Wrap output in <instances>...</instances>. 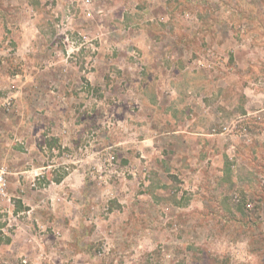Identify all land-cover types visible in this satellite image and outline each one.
I'll list each match as a JSON object with an SVG mask.
<instances>
[{
  "label": "rangeland",
  "instance_id": "1",
  "mask_svg": "<svg viewBox=\"0 0 264 264\" xmlns=\"http://www.w3.org/2000/svg\"><path fill=\"white\" fill-rule=\"evenodd\" d=\"M0 174V264H264V0H0Z\"/></svg>",
  "mask_w": 264,
  "mask_h": 264
},
{
  "label": "built area",
  "instance_id": "2",
  "mask_svg": "<svg viewBox=\"0 0 264 264\" xmlns=\"http://www.w3.org/2000/svg\"><path fill=\"white\" fill-rule=\"evenodd\" d=\"M227 129V126L225 127ZM264 182V179H263ZM7 182L2 174H0V197L6 195Z\"/></svg>",
  "mask_w": 264,
  "mask_h": 264
}]
</instances>
